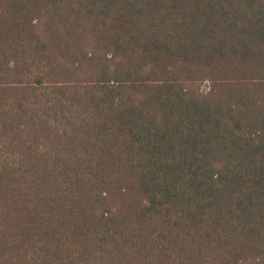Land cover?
<instances>
[{
	"label": "trees",
	"instance_id": "1",
	"mask_svg": "<svg viewBox=\"0 0 264 264\" xmlns=\"http://www.w3.org/2000/svg\"><path fill=\"white\" fill-rule=\"evenodd\" d=\"M0 264H264V0H0Z\"/></svg>",
	"mask_w": 264,
	"mask_h": 264
}]
</instances>
